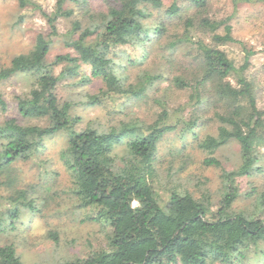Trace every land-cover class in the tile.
Segmentation results:
<instances>
[{
  "label": "trees",
  "instance_id": "1",
  "mask_svg": "<svg viewBox=\"0 0 264 264\" xmlns=\"http://www.w3.org/2000/svg\"><path fill=\"white\" fill-rule=\"evenodd\" d=\"M16 1L20 8L31 2ZM98 1L100 7L88 0H56L53 12L43 13L49 32L37 34L30 50L0 67V80L18 72L35 77L30 91L17 97V110L26 121L42 122H0V187L9 202L0 211V236L5 237L0 264H24L17 250L23 238L19 206L40 211L50 190L42 184L17 189L16 166L30 161L42 141L60 131L67 141L59 158L75 209L83 221L99 225L106 245L88 256L42 264H264V180L254 181L264 177V109L243 73L245 64L236 67L222 47L236 42L231 26L210 16L209 0H183L185 6L177 0L167 5L163 0ZM67 2L78 6L82 19L73 20L62 35L71 50L48 61L58 35L56 17L73 13ZM117 46L137 47L141 55L113 57ZM154 49L159 60L149 69L144 64ZM55 65L61 66L57 74ZM93 77L103 88L87 94L85 104L102 106L114 97L151 102L153 117L148 121L132 113L76 129L80 118L72 114L70 101L59 102L56 85L61 79L85 84ZM163 81L167 84L161 86ZM5 106L0 96L1 109ZM186 108L191 109L187 120L182 118ZM206 117L216 126L199 137ZM171 132L181 139L191 135L205 155L203 163L221 170L217 189L193 177L174 181L168 170L157 167L158 143ZM232 142L238 144V158L228 168L223 159L230 156L214 153ZM183 147L168 152L177 156ZM192 183L197 191L189 187ZM241 200L247 202L236 206ZM48 235L58 242L57 233Z\"/></svg>",
  "mask_w": 264,
  "mask_h": 264
},
{
  "label": "rangeland",
  "instance_id": "2",
  "mask_svg": "<svg viewBox=\"0 0 264 264\" xmlns=\"http://www.w3.org/2000/svg\"><path fill=\"white\" fill-rule=\"evenodd\" d=\"M171 1L163 0L165 5ZM177 1L183 6L186 5L183 0ZM55 3L56 0H31L29 5L20 8L16 0H0V67L8 65L14 55L30 50L37 34L49 32L47 18L43 13L48 15L52 13ZM88 3L92 7L101 6L98 0H88ZM65 7L72 8L73 13L71 16L56 17L58 35L53 38L50 45L48 61L57 53L71 50L65 46V38L62 35L71 29L73 20L82 19L81 11L74 3L67 2ZM209 9L210 16L225 20L231 26V34L236 42L222 47L233 59L236 67L245 64L243 73L253 82L257 106L264 109V0L257 2L209 0ZM111 53L113 57H120L122 60L125 58L136 60L141 55V50L137 47L117 46ZM158 60L159 52L154 49L147 56L144 65L150 69ZM60 68V65L53 66L54 73L57 74ZM84 68L82 71L87 73V69ZM34 81L35 77L29 72H18L0 80V96L6 104L5 109L0 107V122L16 118L19 123L42 124L36 119L29 121L22 119L17 110V97L26 95L33 87ZM76 82L74 79H61L56 85L59 102L70 101L72 114L80 118L75 124L76 129L85 127L89 121L110 123L111 120L132 113L149 121L153 117V111H156L151 102L144 104L134 100L125 103L124 97H114L105 101L102 106L87 105L85 104L87 94L98 92L103 88V82L100 78L94 77L85 84ZM166 84L167 82L163 81L161 86ZM180 95V101L184 102L186 93ZM190 112L191 109L186 108L182 118L187 120ZM215 126L216 123L206 117L203 126L197 129L198 136L202 137L205 132L214 130ZM66 141V133L57 132L42 141L39 152H36L30 161L16 166V172H19L20 177L15 183L17 189L38 187L41 184L43 188L50 186L49 192H46V203L42 204L40 211L19 206L21 214L18 221L21 229L19 235L23 238L17 242V250L21 253L24 264H42L88 256L106 245L105 235L99 225L92 221H83V213L80 214V211L78 213V209H75L76 204L69 193V176L59 158V152L66 146ZM183 145L182 153H178L177 156L169 154L168 151L181 148ZM221 153L230 156L229 159L222 158L225 166L233 167L238 158V144L229 143L223 151H216L214 156L221 158ZM204 158L205 155L196 147L191 135L181 139L176 132H171L165 134L158 143L157 167L163 173L168 170L170 178L179 182H184L189 177L204 180L208 187L215 190L220 185L221 170L205 165ZM182 164L184 166L180 168ZM263 180L264 177L260 175L254 178L257 184ZM155 186L160 187L158 183ZM189 187L197 191L193 183ZM243 189H246L245 185ZM43 193L45 192H42V197H45ZM7 194L8 192L0 187V211L8 207L9 202L4 197ZM246 202L241 200L236 206L240 207ZM49 231L57 233V243L48 235ZM3 239L5 237L0 236V242Z\"/></svg>",
  "mask_w": 264,
  "mask_h": 264
}]
</instances>
